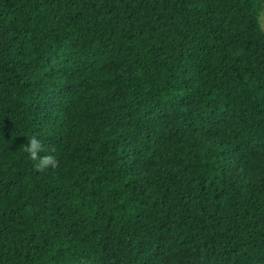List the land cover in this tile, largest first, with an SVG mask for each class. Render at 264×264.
<instances>
[{"label":"trees","instance_id":"1","mask_svg":"<svg viewBox=\"0 0 264 264\" xmlns=\"http://www.w3.org/2000/svg\"><path fill=\"white\" fill-rule=\"evenodd\" d=\"M261 2L0 0V264H264Z\"/></svg>","mask_w":264,"mask_h":264},{"label":"clouds","instance_id":"2","mask_svg":"<svg viewBox=\"0 0 264 264\" xmlns=\"http://www.w3.org/2000/svg\"><path fill=\"white\" fill-rule=\"evenodd\" d=\"M23 151L35 162L34 167L37 171H45L49 168L55 169L59 166V161L54 155H39L41 152L44 153V145L36 135H32L30 138L26 139ZM52 151H54V149H52Z\"/></svg>","mask_w":264,"mask_h":264},{"label":"rangeland","instance_id":"3","mask_svg":"<svg viewBox=\"0 0 264 264\" xmlns=\"http://www.w3.org/2000/svg\"><path fill=\"white\" fill-rule=\"evenodd\" d=\"M260 25H261L262 30L264 31V0H262V2H261ZM196 260H197L196 257L191 258L190 259V264L195 263Z\"/></svg>","mask_w":264,"mask_h":264}]
</instances>
